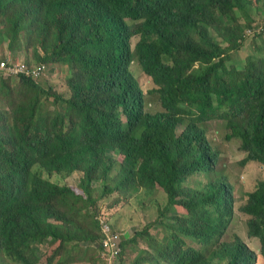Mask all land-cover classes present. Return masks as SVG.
<instances>
[{"label": "trees", "instance_id": "obj_1", "mask_svg": "<svg viewBox=\"0 0 264 264\" xmlns=\"http://www.w3.org/2000/svg\"><path fill=\"white\" fill-rule=\"evenodd\" d=\"M251 10L264 0H0L8 50L32 48L37 62L0 78V264H105L101 202L113 193L145 194L158 213L120 238L118 264H253L242 239L222 241L237 210L264 261V181L236 195L204 129L219 123L241 141L243 166L264 165V41L249 61L231 57L243 30L232 25L256 23ZM138 61L166 113L145 112ZM46 63L69 68V98L41 82ZM77 172L74 185L50 179Z\"/></svg>", "mask_w": 264, "mask_h": 264}, {"label": "rangeland", "instance_id": "obj_2", "mask_svg": "<svg viewBox=\"0 0 264 264\" xmlns=\"http://www.w3.org/2000/svg\"><path fill=\"white\" fill-rule=\"evenodd\" d=\"M14 11V10H13ZM256 11L251 10L250 14L253 17H256L254 21L257 23H262L264 21V13L262 14H254ZM232 21L231 16L228 17V22ZM237 24L243 27L242 33H238L236 36V43L240 46L238 51L231 52V57L235 58L238 61H249L252 55L255 54L257 49L262 48L261 44L264 41V36L257 35L254 37L245 36L248 34L249 29L251 27H257L256 24L251 25L243 16L240 18L239 23H234L232 26L236 27ZM139 40L138 37L133 39V42L136 43ZM4 43V44H2ZM7 41L4 37L0 36V61L7 59L10 63L18 62V61H28L32 63H37L34 59V50L31 48L27 52L22 51L19 54H12L11 51L8 50ZM227 46H230L229 43H226ZM17 58V60H15ZM46 76H44L43 82L47 87H52L53 92L58 97L67 99L71 96V90L67 84V77L69 74V68L67 66L62 65H54L47 64ZM132 70L134 73V77H136L144 91L149 92L153 87L154 83L151 77L146 75L138 63H134L132 66ZM150 102H152V106L149 107L151 111H159V104L155 100V98L150 97ZM54 97H51L48 102V106L53 108L52 105ZM2 102V100H0ZM4 103V102H3ZM10 101L6 104L9 108V111H12V108L9 106ZM8 110L5 108H0V113L4 115ZM205 131H208V137L212 141H217L219 143V148H222L223 154L221 162L218 164V167L224 168L228 174H230L231 181L235 186V193L239 195V191L241 188L245 191H252L256 186L259 180H264V165L258 162H250L247 165L243 166L241 161L246 157L244 151L241 150V141L237 139L228 140L226 131L224 128L216 122H207L204 124ZM119 161H122L123 157L117 156ZM218 168V169H219ZM81 173H74L71 177L67 179H63L61 176L54 174L51 176V180L56 181L60 184L70 183L74 185L75 179L80 176ZM200 178L196 179V182H199ZM190 186H195L194 180L188 183ZM156 198L161 207L167 202L166 196L161 188H159V192H156L154 196ZM103 204L102 209L106 212L110 213V221H108L113 230H116L117 233L120 234V238L124 241L125 237H132L137 233V231L142 228L149 227L152 223L157 220V208L150 201V197L142 194L141 197H131L121 196L119 193H113L101 202ZM248 217L242 212L237 210V218L232 227L225 231V234L222 238V241L229 243L236 236L237 239L244 240L247 244H249L257 253L258 256L256 258L258 264H263V258L260 255V245L257 239L251 238L247 232L246 222ZM151 231V228H150ZM155 231V229H154ZM159 234L163 233L162 229L158 230ZM133 236V238H134ZM190 244L199 248V244L188 240ZM57 245L51 246L46 245L42 246L43 250L54 251ZM141 248L144 247V244L140 243ZM212 248L214 247L211 246ZM135 251L133 247H130ZM124 261L126 264H134V260L130 259L128 255L124 256Z\"/></svg>", "mask_w": 264, "mask_h": 264}, {"label": "built area", "instance_id": "obj_3", "mask_svg": "<svg viewBox=\"0 0 264 264\" xmlns=\"http://www.w3.org/2000/svg\"><path fill=\"white\" fill-rule=\"evenodd\" d=\"M45 68V66H42ZM21 73L31 74L26 62L18 61L10 63L7 59L0 61V78L18 77ZM39 72H34L37 77ZM100 229L102 232L101 256L105 259V264H118L121 255L120 234L113 230L111 225L105 220H101Z\"/></svg>", "mask_w": 264, "mask_h": 264}, {"label": "clouds", "instance_id": "obj_4", "mask_svg": "<svg viewBox=\"0 0 264 264\" xmlns=\"http://www.w3.org/2000/svg\"><path fill=\"white\" fill-rule=\"evenodd\" d=\"M254 24H256L257 25V27H251V29H249V31H248V34L247 35H245V36H251V37H254V36H257V35H261V34H264V21L262 22V23H253L252 25H254ZM135 63H137V62H135ZM138 64H139V66L141 67V69H142V71L146 74V75H148L149 77H151L149 74H147L144 70H143V68H142V66H141V64L139 63V61H138ZM41 66H45V68H47V66L45 65V64H42ZM44 68V69H45ZM11 78H17V77H11ZM152 78V77H151ZM5 79H8V78H5ZM135 80L138 82V85H139V87H140V89H141V91H142V93L144 94V96H145V107H144V110H145V112H147V113H150V114H152V115H155V114H160V113H166V110H165V108H163L162 106H161V104L158 102V100H157V93H155L154 92V90L157 88V86L154 84V87L149 91V92H146V91H144V89L142 88V86H141V84H140V82H139V80L135 77ZM153 80V79H152ZM154 83V82H153ZM150 97H153V98H155V100L157 101V103L159 104V108H160V110L159 111H156V112H154V111H151L150 109H149V107H151L152 106V102H150ZM127 121V120H126ZM125 121V122H126ZM231 134V132L229 131H227L226 132V135H227V138H228V140H229V135ZM234 139H237V140H239L238 138H234ZM232 140V139H231ZM240 141V140H239ZM245 153V152H244ZM246 154V153H245ZM247 155V154H246ZM260 181V180H259ZM258 181V182H259ZM264 181V180H263ZM257 182V183H258ZM248 198H249V196H247ZM246 197V198H247ZM247 232H248V230H247ZM244 241V240H243ZM245 242V241H244ZM259 242V241H258ZM246 243V242H245ZM247 244V243H246ZM259 245H260V243H259ZM247 246L251 249V250H253L254 252H255V254H256V256H255V260H254V262H253V264H258V262H257V260H256V258H257V256H258V253L249 245V244H247ZM260 249H261V247H259ZM260 255H261V253H260ZM262 256V255H261Z\"/></svg>", "mask_w": 264, "mask_h": 264}, {"label": "bare ground", "instance_id": "obj_5", "mask_svg": "<svg viewBox=\"0 0 264 264\" xmlns=\"http://www.w3.org/2000/svg\"><path fill=\"white\" fill-rule=\"evenodd\" d=\"M19 77V76H18ZM21 77V76H20ZM10 79V78H9Z\"/></svg>", "mask_w": 264, "mask_h": 264}]
</instances>
